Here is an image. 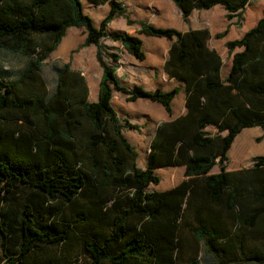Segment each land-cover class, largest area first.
Instances as JSON below:
<instances>
[{
    "label": "trees",
    "instance_id": "1",
    "mask_svg": "<svg viewBox=\"0 0 264 264\" xmlns=\"http://www.w3.org/2000/svg\"><path fill=\"white\" fill-rule=\"evenodd\" d=\"M87 1L109 6L97 27L81 0H0V49L35 56L17 79L0 78V264H179L183 248L193 251L186 264H199L203 254L226 264L232 251L240 264L264 263V155L249 167L226 169L236 135L264 128V16L225 43V76L219 53L207 46V29L138 22L139 34L172 41L163 68L184 82L186 106L157 125L141 168L123 133L137 127L122 123L113 93L155 101L171 115L178 88L122 86L119 50L103 41L120 43L142 61V40L107 30L116 16L126 17L120 2ZM171 1L185 21L193 10L222 5L225 18L239 24L250 0ZM70 27L84 29L82 47L95 45L101 68L95 101L69 62L56 70L51 93L39 76ZM214 165L219 170L211 173ZM166 166H183L185 178L146 191L159 183L156 169Z\"/></svg>",
    "mask_w": 264,
    "mask_h": 264
},
{
    "label": "rangeland",
    "instance_id": "2",
    "mask_svg": "<svg viewBox=\"0 0 264 264\" xmlns=\"http://www.w3.org/2000/svg\"><path fill=\"white\" fill-rule=\"evenodd\" d=\"M128 2L127 0H123ZM83 9L87 13L93 24L97 27L101 19L108 12L106 5L95 6L87 0H81ZM171 0H164L162 4L165 10L169 9V4L174 8ZM129 10L127 16H117L110 24L109 31L130 30L133 35L136 34L139 28V21H152L161 25L160 27H174L178 29L182 22L176 18L175 10L171 14H162L163 18L159 17V13L153 11L152 8L137 10L134 1L128 2ZM177 9V7L175 6ZM178 10V9H177ZM225 10L219 5L213 6L209 10L193 11L191 14V23L194 26L206 27L210 30L211 36L208 44L211 47L218 49L223 62V75L226 74L230 66V59L227 55L225 46L226 40H232L242 36L250 27L256 24L257 20L264 16V0H250L244 8L241 15V22L237 24L236 19L227 20L225 18ZM157 16V17H156ZM127 20L131 21L130 24ZM181 20V19H180ZM225 31L222 37H215V34ZM38 38L37 35L33 36ZM85 37V31L82 27H70L67 29L65 36L62 38L57 48L48 56L43 66L39 70V76L44 82L46 89L51 93L55 86L56 70L65 62H69L73 69H78L84 75L88 90L89 101L94 95L97 97L98 83L101 76V68L95 58V45L82 47L81 44ZM143 38V50L145 59L139 61L132 57L122 46L119 60V68L117 74L120 75V82L125 88L132 90L134 86H141L145 90L153 89L157 85L159 87H170V81L167 75L163 72V60L166 57V46L168 44L164 39H148L145 35H140ZM105 44H118L109 39L103 41ZM113 46V45H111ZM239 49H235L237 51ZM35 59L34 55H21L12 53L5 49H0V78L4 80H15ZM159 82V83H157ZM93 101V100H91ZM95 101V100H94ZM112 105L116 113L119 115L122 123L124 118L131 124L136 125L137 129L124 128V135L128 141L135 147L137 152L136 164L138 167L144 166L146 154L149 149V144L157 121L166 117V113L161 104L149 99L138 98L134 101H128L126 95L115 91L112 97ZM165 115V116H162ZM209 132H213L214 128L207 127ZM237 146L230 147L227 152V170H234L252 165V159L257 155H264V128L247 127L244 128L237 136ZM235 138V140H236ZM234 140V141H235ZM243 141V153H238V147ZM234 143V142H233ZM219 170L217 165L211 169V173ZM157 175L160 177L159 183H150L146 191H161L169 188L174 183L184 179L183 167H162L156 169ZM185 222L192 224L190 211H187ZM248 251H245V255ZM1 255V253H0ZM193 255V251L183 248L179 255V264H186L188 259ZM237 252L232 251L225 255L226 264H240L236 261ZM199 264H218L211 260L206 255L199 257ZM245 264H264V263H245Z\"/></svg>",
    "mask_w": 264,
    "mask_h": 264
},
{
    "label": "crops",
    "instance_id": "3",
    "mask_svg": "<svg viewBox=\"0 0 264 264\" xmlns=\"http://www.w3.org/2000/svg\"><path fill=\"white\" fill-rule=\"evenodd\" d=\"M118 2H120L127 10H129V7H128V2L129 1H134V5H135V8L137 9V10H142L143 8H145V9H149V8H152V10L154 11L155 10V12H157V13H159V17H161V18H163L162 16V14L165 12L166 14H171V12H172V10H175V15H176V18L179 20V21H181L182 22V25L180 26V27H178V29L177 30H179V31H181V32H187V31H189V30H195V29H207L208 30V32H209V38H210V36H211V32H210V30L208 29V28H206V27H199V26H194L193 24H190L191 22V14H192V12L193 11H195V10H193L192 12H191V14L188 16V20L187 21H185L183 18H182V16H181V14H180V11L179 10H177L176 8H175V6H174V8L171 6V4H169V9L170 10H165L166 8L165 7H163L162 6V4L164 3V0H127L128 2H125V1H123V0H117ZM172 4H174V3H172ZM103 5H106L107 7H108V10H109V6H108V4H103ZM175 5V4H174ZM96 6V5H95ZM97 6H99V5H97ZM215 6V5H214ZM219 6H221V7H223L222 5H219ZM213 7V6H212ZM212 7H210V9L212 8ZM224 9V8H223ZM203 10H209V8L208 9H203ZM196 11H200V10H196ZM118 16H122V15H118ZM126 16H127V11H126ZM117 17V16H116ZM115 17V18H116ZM123 17V16H122ZM157 17V16H156ZM114 18V19H115ZM113 19V20H114ZM181 19V20H180ZM112 20V21H113ZM111 21V22H112ZM152 21H154V20H152ZM152 21H150V23H149V21L147 22V21H144V20H142V22H147V23H149V24H152V25H154V26H156V27H160L161 25H165V24H159V23H156V22H154V23H152ZM258 21V20H257ZM110 22V23H111ZM140 22V21H139ZM109 23V24H110ZM109 24L107 25V30L109 31ZM254 26V25H253ZM172 28H174V27H172ZM251 28V27H250ZM249 28V29H250ZM176 29V28H175ZM248 29V30H249ZM120 31H124V32H127V33H129V34H133L130 30H120ZM245 33V32H244ZM243 33V34H244ZM242 34V35H243ZM135 35H138L139 37H140V35H142V34H139L137 31H136V34ZM143 35H145V34H143ZM148 39H151V40H153V39H164L165 41H167L168 42V44H167V46H166V57L164 58V60H163V65H164V61L167 59V57H168V49L170 48V46H171V43H172V41H170V40H167V39H165V38H158V37H153V36H148V35H145ZM241 37V36H240ZM239 37V38H240ZM209 38L207 39V41H206V43H207V46L209 47V48H211V49H214V50H216L218 53H219V51H218V49H216L215 47H211L209 44H208V40H209ZM140 39L142 40V43L144 44V42H143V38L142 37H140ZM237 39V38H236ZM233 40V39H232ZM227 41H229V40H226L225 41V43L227 42ZM116 43H118V42H116ZM120 44V43H119ZM143 44H142V48H143ZM111 45H113V46H115L116 48H118V50H119V53H121V44H120V47H119V45L118 44H111ZM238 51V50H237ZM145 53V52H144ZM146 55V54H145ZM219 55H220V57H221V54L219 53ZM227 55H228V51H227ZM132 56V55H131ZM229 56V55H228ZM133 57V56H132ZM221 59H222V57H221ZM229 59H230V56H229ZM163 65H162V68H163ZM230 67V66H229ZM76 70H78V69H76ZM228 70H229V68L227 69V71H226V74H227V72H228ZM80 71V70H79ZM81 72V71H80ZM163 72L165 73V71H164V68H163ZM81 74H82V72H81ZM166 74V73H165ZM221 74H222V76H225V75H223V62H222V70H221ZM83 75V74H82ZM118 75V74H117ZM167 75V74H166ZM84 76V75H83ZM118 77H119V79H120V75H118ZM168 77V76H167ZM168 79L170 80V81H172V85L170 86V87H166V88H163V87H159V85H157L156 87H154L153 89H150V88H147L146 90H150V91H152V90H154V89H156V88H160L161 90H163V91H167V90H169V89H171V88H173V87H177L178 88V93L176 94V96L173 98V100H172V102H171V109H172V111H171V115H169V114H167L166 113V111H165V113H166V117H164L163 119H159V121H157V124H156V127H157V125L160 123V122H162V121H168V120H173V119H175V118H177V117H179L180 115H182V114H184L185 112H186V106H185V87H184V82L181 80V79H179V78H175V77H168ZM157 83H159V82H157ZM88 99H89V94H88ZM97 99V97H96V95H94L93 96V98L92 99H90V101L91 100H96ZM112 102V101H111ZM160 104V103H159ZM113 106V105H112ZM163 107V106H162ZM164 109V108H163ZM118 115V114H117ZM119 116V115H118ZM162 116H165V115H162ZM120 118V117H119ZM156 127H155V129H156ZM255 127H257V126H255ZM247 128V127H246ZM244 129V128H243ZM242 129V130H243ZM241 130V131H242ZM155 131V130H154ZM240 131V132H241ZM239 132V133H240ZM123 133H124V131H123ZM238 133V134H239ZM153 134H154V132H153ZM237 134V135H238ZM236 135V136H237ZM153 136V135H152ZM152 138V137H151ZM236 138V137H235ZM235 140V139H234ZM151 141V140H150ZM234 142V141H233ZM233 142H232V144H233ZM243 142V141H242ZM135 148V147H134ZM230 149V148H229ZM136 150V149H135ZM149 150V149H148ZM142 167H143V165H142ZM141 167V168H142ZM167 167V166H166ZM168 167H183V166H168ZM239 169V168H238ZM235 170V169H234ZM183 171H184V168H183ZM185 178V177H184ZM182 181V180H181ZM180 182V181H179ZM179 182H177V183H174L173 185H171L170 187H173V186H175L176 184H178Z\"/></svg>",
    "mask_w": 264,
    "mask_h": 264
},
{
    "label": "bare ground",
    "instance_id": "4",
    "mask_svg": "<svg viewBox=\"0 0 264 264\" xmlns=\"http://www.w3.org/2000/svg\"><path fill=\"white\" fill-rule=\"evenodd\" d=\"M239 154H241V151H238Z\"/></svg>",
    "mask_w": 264,
    "mask_h": 264
}]
</instances>
